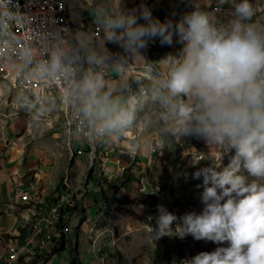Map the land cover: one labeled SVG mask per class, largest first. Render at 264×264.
Returning <instances> with one entry per match:
<instances>
[{"label": "clouds", "instance_id": "1", "mask_svg": "<svg viewBox=\"0 0 264 264\" xmlns=\"http://www.w3.org/2000/svg\"><path fill=\"white\" fill-rule=\"evenodd\" d=\"M122 4L105 0L93 9L102 36L83 34L78 54L56 50L33 64L28 53L25 65L42 77L74 81L68 96H75L84 116L102 131L122 130L136 118L140 102L129 98L122 105L104 69L114 56L140 57L150 40L171 45L175 36L182 47L164 57V72L153 80L147 99L160 105L159 119L169 134L203 139L222 158L192 173L202 178V210L177 217L158 205L150 230L155 239L191 235L222 245L186 264H264V21L257 18L254 0H192V10L175 23L153 16L144 0L133 10ZM109 43L123 55H114ZM199 161L192 157L190 163Z\"/></svg>", "mask_w": 264, "mask_h": 264}, {"label": "crops", "instance_id": "2", "mask_svg": "<svg viewBox=\"0 0 264 264\" xmlns=\"http://www.w3.org/2000/svg\"><path fill=\"white\" fill-rule=\"evenodd\" d=\"M104 2L105 0H68V18L73 27L72 42L78 53L79 38L83 34H91L95 39L102 36L99 27L97 34L94 35L88 29L78 28V23L94 19L91 14L93 9ZM144 2L151 8L153 16L161 21L172 19L174 23L193 7L192 0H144ZM140 3L141 0H123L122 6L127 10H133L138 8ZM175 3L186 7H181V12L168 11ZM225 8L229 6L225 4L224 11ZM181 47L174 36L171 45L162 46L159 40H150L147 47L140 50V57H127L123 61H117L114 56L105 68L108 71L105 79L109 85H115L113 95L119 96L122 105L126 104L129 98L140 102L136 118L128 128L105 132L102 137L95 135L94 141L82 135L72 136L74 150L64 137V131L62 133L64 119L61 111L59 121L61 129L58 136L60 143L51 137L53 119L46 120L50 126L47 127L38 124L33 117L35 114H30L29 108L33 102H44L50 96H58L54 90L50 88L40 92L37 89L27 103H21L13 89V77L7 80L0 78L1 90L9 91L6 103L8 110L11 111L0 116V263L4 258H10L14 254L15 244L20 246L24 244L26 234L34 233L48 216H56V209L51 206L61 204L63 205L61 210L62 207L70 209L64 215L66 219L64 230L68 232L63 234L64 236L54 228L44 232L36 238L35 246L40 244L41 238L49 236L51 241L43 248H38L36 256L25 252L21 264H70L73 257L82 264H90L93 260L87 262L86 252L91 253L94 248L98 249L96 243H100L101 238L95 235L103 234L101 230L94 231L96 220L94 197L99 198L100 195V186L96 184L100 175L111 182L118 191L123 190L121 184L123 181L135 178L138 192L148 196L141 191L142 185L138 181L144 167L147 168L143 160H147V163L151 161L153 147V132L147 121L143 120L151 102L147 97L153 80L164 72V57L178 53ZM107 48L114 55H123L122 49L116 44L109 43ZM132 81L139 82L140 90L142 83L148 84L150 88L147 94L141 97L137 91L132 96L128 94L127 86ZM72 84L74 88V81ZM37 126L40 127L39 130ZM96 127L100 130L98 125ZM103 149L108 152V157L103 155ZM95 150L96 160L92 165L90 155H93ZM126 165L128 167L124 175L115 177ZM137 165L139 167H136ZM90 168L93 169L91 175ZM83 180L87 186L79 192ZM137 189L132 188L129 193L134 194ZM75 196L77 200L81 199L78 203L80 206L82 203L80 214H85L84 218H79L82 215H78V209L75 210L73 206ZM89 234H94L95 237L92 246L86 243ZM54 241L57 246H54ZM25 248L28 250L30 247L26 245Z\"/></svg>", "mask_w": 264, "mask_h": 264}, {"label": "rangeland", "instance_id": "3", "mask_svg": "<svg viewBox=\"0 0 264 264\" xmlns=\"http://www.w3.org/2000/svg\"><path fill=\"white\" fill-rule=\"evenodd\" d=\"M254 4L257 18L264 21V0H254ZM227 9L225 8V10ZM0 82L2 81L0 80ZM45 89H48L47 84L43 83L40 90ZM8 92H4L0 88V116L3 113L11 112L6 103L9 98ZM31 105L30 114H35L33 117L38 124L50 127L46 120L53 119L54 127L50 129L51 137L60 143L58 136L61 129L59 123L61 115L58 96H50L44 102H33ZM148 106L149 110L143 120L147 121L153 132V147L151 161L147 163V160H143L147 165V168L144 167V171L151 176L154 184H158L159 192L153 194L150 200L144 201V195L138 192L136 187L135 178L123 181L121 184L124 188L118 191L105 177L99 176L96 184L100 186V195L99 198L94 197L96 204L94 231L101 230L103 234L95 235L101 238V242L96 243L98 249L94 248L95 250H92L91 253L86 252L87 262L93 260L90 264H186V261L196 254L202 251L210 252L216 247L222 246L212 241L195 240L191 235L185 236L183 239L175 236H163L155 239V233L150 230L156 223L158 205L165 206L177 217L188 211L200 212L202 210L203 204L200 200L202 178L194 179L192 173L210 162L221 163L222 152L218 148H210L200 138L182 139L172 136L166 131L167 125L159 119L160 105L151 101ZM36 128L39 130L40 127ZM92 130H97L94 123H92ZM63 131L64 125L62 133ZM63 135L72 149V137L68 138L65 134ZM94 137L89 136L88 138L94 141ZM96 153L97 150L93 155H90L92 165L95 163ZM103 155L107 157L104 149ZM192 157L200 160L195 166L190 163ZM222 163L225 165L228 163L227 156L223 158ZM127 167V165L122 167L119 176L116 175V177L123 176ZM89 175H91L90 172ZM138 181L142 185L141 191L143 192V173L140 174ZM85 186L87 183L83 180L79 192H82ZM132 188L137 189V192L129 193ZM76 197H74L76 201L73 206H75V210L78 209V215H82L79 217L81 219L85 214H80L83 206L82 203L81 206L78 203V200L81 199L77 200ZM91 199L93 198L91 197ZM178 222L176 221L174 224ZM93 235H88L86 241L88 245L94 244L95 237ZM83 242L85 243V240ZM223 246H227V242H224Z\"/></svg>", "mask_w": 264, "mask_h": 264}, {"label": "built area", "instance_id": "4", "mask_svg": "<svg viewBox=\"0 0 264 264\" xmlns=\"http://www.w3.org/2000/svg\"><path fill=\"white\" fill-rule=\"evenodd\" d=\"M67 2L68 0H0V37H2L0 62H5L10 73L18 76V89H22V82L36 81L49 82L65 89L66 98L59 101H65L70 109V116L68 117L70 136L89 137L97 135V137H102L106 131L92 130L93 122L84 116L79 101L75 96H68V90L73 88L72 80L62 76L42 77L35 74L32 67L25 65L23 59L28 53H31L33 64H35L37 61L47 60L52 51L63 50L68 54L69 52H77L72 42L73 27L68 18ZM181 7L186 6L175 3L169 7L168 11L181 12ZM78 28L88 29L95 35L98 25L95 24L94 19H86L78 23ZM7 32H14L16 41H20V49H15L14 60L5 59L6 47L13 46V43H7ZM104 73H108L107 69H104ZM24 74H32V81H24ZM136 91L140 93V97L147 94V91L139 89V82H130L127 86V93L132 96ZM74 148L75 143H72V149L74 150ZM105 153L108 157L106 150ZM141 173H143V192L148 196H153L159 192L160 187L158 184H154L151 176L144 171ZM116 175H119V171ZM61 206L63 205L51 206L56 209V216H48L47 220L34 233L26 234L23 245L15 244L12 258H4L0 264H21L25 252L36 256L38 248H43L48 241H51L49 236L41 238L40 244L35 246L36 238L46 231L54 228L60 235L66 234L68 231H65L64 228L62 231L57 229L61 218ZM26 245L30 247L28 250L25 248ZM54 246H57L55 241Z\"/></svg>", "mask_w": 264, "mask_h": 264}, {"label": "bare ground", "instance_id": "5", "mask_svg": "<svg viewBox=\"0 0 264 264\" xmlns=\"http://www.w3.org/2000/svg\"><path fill=\"white\" fill-rule=\"evenodd\" d=\"M7 43H13V46H7L5 52L6 60L15 59V49H20V41H16V34L14 32H7ZM2 44V37H0V45ZM77 52H69V55H75ZM13 77L14 79V91L16 98L21 103H27L34 93L37 92V89L41 92L40 88L43 86V83L47 84L48 89H52L58 95V100H63L66 98V91L62 87H57L56 85L49 82H22V89H18V76L14 73H10V69H7V64L5 62H0V78L7 80L8 78ZM24 81H32V74H24ZM142 90H149L150 86L148 84L142 83ZM38 91V92H39ZM45 91V90H42ZM148 92V91H147ZM42 94V93H41ZM33 97V96H32ZM59 108L63 115V125L64 133L68 138H71L70 133L68 132V117L70 116V109L65 101H59ZM122 172V170H121ZM124 172V171H123ZM119 176V175H118ZM13 254L10 258H12Z\"/></svg>", "mask_w": 264, "mask_h": 264}, {"label": "trees", "instance_id": "6", "mask_svg": "<svg viewBox=\"0 0 264 264\" xmlns=\"http://www.w3.org/2000/svg\"><path fill=\"white\" fill-rule=\"evenodd\" d=\"M125 159H127V158L125 157ZM92 172H93V169H90V173H92ZM151 198H152V196H144L143 197L144 201H148ZM68 211H69L68 208L67 209H62L61 218H60V221H59V223L57 225V229L58 230H61V231L63 230V228L65 226V223H64V220H65L64 215H66ZM155 226H156V223L153 224V229L155 228ZM62 236H64V235L62 234ZM70 264H82V263L78 259H76L75 257H73V259L71 260Z\"/></svg>", "mask_w": 264, "mask_h": 264}]
</instances>
